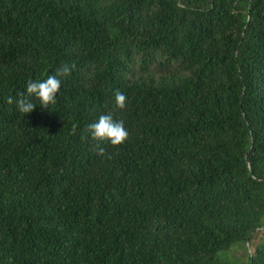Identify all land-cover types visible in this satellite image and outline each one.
<instances>
[{
    "label": "trees",
    "instance_id": "obj_1",
    "mask_svg": "<svg viewBox=\"0 0 264 264\" xmlns=\"http://www.w3.org/2000/svg\"><path fill=\"white\" fill-rule=\"evenodd\" d=\"M109 113L119 146L84 132ZM254 239L264 264V0H0V264H234Z\"/></svg>",
    "mask_w": 264,
    "mask_h": 264
},
{
    "label": "clouds",
    "instance_id": "obj_2",
    "mask_svg": "<svg viewBox=\"0 0 264 264\" xmlns=\"http://www.w3.org/2000/svg\"><path fill=\"white\" fill-rule=\"evenodd\" d=\"M74 65L67 63L56 69L54 74L48 75L43 80H29L26 84V93H18V99L15 100L19 112L26 114L33 111L36 103L33 102V97L39 101V104L44 108H49L50 104L56 103V96L61 87V77L71 74ZM126 96L119 89L115 91V104L123 109L126 104ZM14 98L9 96L7 102L13 103ZM75 129V126H74ZM84 132L90 135L91 139L96 142L109 141L113 146L123 144L129 137V131L125 127L124 121L113 118L111 113L101 114L97 121L87 125ZM97 155L104 156L105 149L96 144Z\"/></svg>",
    "mask_w": 264,
    "mask_h": 264
},
{
    "label": "rangeland",
    "instance_id": "obj_3",
    "mask_svg": "<svg viewBox=\"0 0 264 264\" xmlns=\"http://www.w3.org/2000/svg\"><path fill=\"white\" fill-rule=\"evenodd\" d=\"M257 243V239L252 240L251 244L244 245L237 243L231 247L226 256L234 264H245L247 262V255L254 250V245Z\"/></svg>",
    "mask_w": 264,
    "mask_h": 264
},
{
    "label": "water",
    "instance_id": "obj_4",
    "mask_svg": "<svg viewBox=\"0 0 264 264\" xmlns=\"http://www.w3.org/2000/svg\"><path fill=\"white\" fill-rule=\"evenodd\" d=\"M247 243H248V241H247Z\"/></svg>",
    "mask_w": 264,
    "mask_h": 264
}]
</instances>
